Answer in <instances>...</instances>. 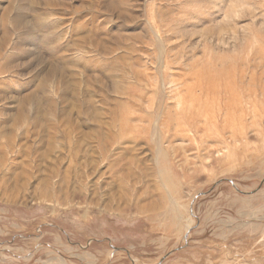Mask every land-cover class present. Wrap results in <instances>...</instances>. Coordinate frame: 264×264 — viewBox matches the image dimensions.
I'll return each mask as SVG.
<instances>
[{
	"label": "rangeland",
	"instance_id": "374dc122",
	"mask_svg": "<svg viewBox=\"0 0 264 264\" xmlns=\"http://www.w3.org/2000/svg\"><path fill=\"white\" fill-rule=\"evenodd\" d=\"M0 264H264V0H0Z\"/></svg>",
	"mask_w": 264,
	"mask_h": 264
},
{
	"label": "bare ground",
	"instance_id": "6f19581e",
	"mask_svg": "<svg viewBox=\"0 0 264 264\" xmlns=\"http://www.w3.org/2000/svg\"><path fill=\"white\" fill-rule=\"evenodd\" d=\"M186 233V232H185Z\"/></svg>",
	"mask_w": 264,
	"mask_h": 264
}]
</instances>
